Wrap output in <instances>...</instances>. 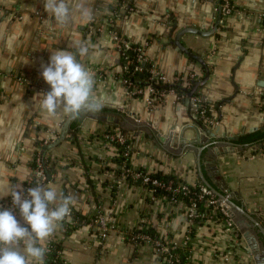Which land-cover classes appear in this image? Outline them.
Returning <instances> with one entry per match:
<instances>
[{"label": "crops", "instance_id": "crops-1", "mask_svg": "<svg viewBox=\"0 0 264 264\" xmlns=\"http://www.w3.org/2000/svg\"><path fill=\"white\" fill-rule=\"evenodd\" d=\"M216 1L88 0L92 22L83 24L73 16L71 27L61 30L44 11L43 0H0V189L20 185L26 195L35 187L34 155L41 156L66 119L62 112L50 117L41 108V94L50 90L41 66L55 50L74 51L78 42H90L89 54L78 59L94 74L95 98L115 110L85 114L75 130H69L71 120L65 138L41 156L48 158L42 184L75 195L76 217L89 221L101 212L112 224L104 238L90 222H80L66 234L65 226L59 228L48 241L60 243L64 264H160L150 243L134 244L128 234L147 224L180 244L187 229L183 209L165 195L152 200L141 186L118 182V149L104 138L108 130L132 137L128 160L133 167L191 184L201 182V147L200 168L210 186L241 204L264 227V143L236 141L264 129V0H230L232 11L221 16L212 33L180 36L208 67L206 82L192 96L206 100L215 124L200 120L198 105L186 93L180 99L165 94L146 104L141 97H128L118 81L122 62L112 31L142 43L147 60L166 79L188 73L194 81L201 79L203 67L171 40L185 27L212 29ZM171 132L177 137L181 132L193 145L179 138L168 141ZM0 209L11 210L23 225L10 196L0 198ZM237 228L239 237L233 238L213 222L195 226L186 264H255ZM253 232L259 237L255 254L262 256L263 237Z\"/></svg>", "mask_w": 264, "mask_h": 264}, {"label": "clouds", "instance_id": "clouds-1", "mask_svg": "<svg viewBox=\"0 0 264 264\" xmlns=\"http://www.w3.org/2000/svg\"><path fill=\"white\" fill-rule=\"evenodd\" d=\"M43 7L61 30L71 27L73 16L83 24L93 20L88 0H75L74 5L73 0H43ZM89 48L90 42L80 41L74 51L55 50L41 66L40 75L50 89L41 94V108L50 117L62 112L68 120H76L102 109L94 96V74L78 59L87 56ZM4 196L11 197L23 225L11 210L0 209V264H46V243L63 222L71 221L76 196H65L42 183L29 188L26 195L20 185L10 184L0 189V198Z\"/></svg>", "mask_w": 264, "mask_h": 264}, {"label": "built area", "instance_id": "built-area-1", "mask_svg": "<svg viewBox=\"0 0 264 264\" xmlns=\"http://www.w3.org/2000/svg\"><path fill=\"white\" fill-rule=\"evenodd\" d=\"M221 13L223 16L228 15L232 11V4L230 0H221ZM112 40L115 47L119 50L121 59V70L118 75V81L122 84L125 94L128 97H141L146 104H150L153 100L159 99L165 94H174L176 98L180 99L184 96V92L180 93L173 88L159 89L158 84H176L182 87L185 91L192 85L196 79L193 73L175 76L172 79H166V76L160 73L153 64L149 63L144 54V45L142 43H134L125 37L120 36L115 31H112ZM137 73L145 74V78H135ZM143 84L141 81H143ZM186 95V94H185ZM195 103L198 105V116L202 122L213 125L216 123L215 118L210 114V108L206 100L199 96H191ZM104 138L110 142H116L123 145L122 155L129 158L130 143L128 142L132 137L125 133L106 132ZM121 162V171L118 175V182L126 183L127 179L138 181L147 197L154 200L159 194H168L169 201L181 207L185 214L187 222V229L184 238L180 244L170 241L169 239H154L150 235L140 231L141 227L138 226L128 234V240L134 244L141 242H148L153 246L155 254L159 258L160 264L178 263L179 253L177 248L183 250H191L190 230L192 228V218L196 215L195 209L197 202L202 198H207V203L210 205L211 217L206 222H213L220 225L226 230L227 234L233 238L239 237L238 228L234 223L231 215L227 212L226 204L219 200L206 186L199 184L198 188L194 189V184L191 183H174L172 180H161L152 176L145 169L141 170L138 167H128L129 160ZM34 178L42 183L45 179L43 166L39 158L35 160ZM218 212L220 214H218ZM220 215V217H217ZM205 222V223H206ZM90 226L97 229L99 237L104 238L108 231L111 230L112 224L109 222L108 217L103 213H96L90 219ZM64 228V227H63ZM126 234L125 231H123ZM48 246V241L46 243ZM59 254V252H58ZM161 257V258H160ZM162 259V260H161ZM64 264V263H63Z\"/></svg>", "mask_w": 264, "mask_h": 264}, {"label": "trees", "instance_id": "trees-1", "mask_svg": "<svg viewBox=\"0 0 264 264\" xmlns=\"http://www.w3.org/2000/svg\"><path fill=\"white\" fill-rule=\"evenodd\" d=\"M135 78H145V74L143 73H137L136 75H134ZM144 80L141 81V83L143 84ZM159 89H166L168 87H171L173 88L175 91L177 92H186L182 87L176 85V84H171V85H168V84H158L157 86ZM114 113L115 110L114 109H109V108H105V107H102V109L97 112V113ZM79 121L76 119V120H73L71 123H70V128L69 130H75L76 126L78 125ZM109 133H113L114 131L111 130L109 131ZM119 133H124V131H119ZM240 145H255V144H262L264 143V129H256L252 132H249V133H245L241 136H239L236 140ZM114 145L117 147L118 149V156L116 158V162L118 165H121V162L122 161H127V156H123L122 155V148L124 147L123 145L121 144H118L116 142H113ZM130 153V152H129ZM38 155V156H37ZM37 155H34V160L32 161V167L34 168L35 167V160L36 158L38 157L39 160H40V163L42 164L43 166V170H44V175H45V171L47 169V161H48V158L47 157H41L39 154ZM129 159V158H128ZM128 167L130 168H133V166L131 164L128 163ZM141 169V168H139ZM143 170V169H141ZM152 176L154 177H157L161 180H172L174 183H179V182H182V183H187L185 181H181L177 178H175L174 176L172 175H163V174H160V173H151L149 172ZM44 182V181H43ZM129 184H135L137 185L138 184V181H133V180H130V179H127V181ZM36 184H39L38 180L35 179L33 177L32 179V186H35ZM199 184H202L201 182H196L194 184V189L198 188V185ZM203 185V184H202ZM161 195V194H159ZM164 195L167 197V198H170L168 196V194L164 193ZM215 195V194H214ZM216 197V196H215ZM237 202V201H236ZM195 213L196 215L192 218V228L190 230V235L192 236L193 233H194V227L195 226H199V225H203L206 220L211 217V213H210V205L207 203V198H202L200 199L198 202H197V207L195 209ZM218 214H220L218 212ZM77 215V214H76ZM93 216L90 217V219L92 218ZM217 217H220V215H217ZM90 219L89 221H87L88 219H86L85 217H82L81 215H77V217L71 212V221L70 222H63L61 227L62 226H65V231L64 233L66 234L68 232V230H71V228H73L74 226H76L78 223L80 222H83L86 224V222H90ZM141 227L140 231L143 232V233H146L148 235H150V237L154 238V239H160L162 241V239H168V238H165L163 237L162 235L158 234L153 228H151L150 225H147V224H142V225H139ZM239 236V235H238ZM170 240V239H169ZM190 245V243H189ZM47 254H46V264H63V259L61 257V252H62V248H61V245L59 242L57 241H48V246H47ZM179 253V261L178 263L176 264H186L187 261L189 260L190 258V254H191V251H188V250H183L182 248H177L176 249ZM59 252V254H58ZM161 258V257H160ZM162 260V259H161ZM172 264H175V263H172Z\"/></svg>", "mask_w": 264, "mask_h": 264}, {"label": "water", "instance_id": "water-1", "mask_svg": "<svg viewBox=\"0 0 264 264\" xmlns=\"http://www.w3.org/2000/svg\"><path fill=\"white\" fill-rule=\"evenodd\" d=\"M221 0H217L216 1V17H215V24L212 27V29H210L209 31H202V30H198L194 27H185L183 29H180L175 36L173 37V39L171 40V42L177 47V49L179 51H181L182 53H184L186 56L192 58L193 60L197 61L204 69V74L203 77L201 79H199L198 81H193L192 82V86L190 87V89H188V91L186 92L187 97H191L192 94L202 85H204V83L206 82L207 78H208V67L205 63V61L199 56L196 55L195 53L191 52L190 50H188L180 41V36L184 33H196L199 35H209V33H212L215 28L217 27L222 13H221ZM71 120H68L67 118L64 120V122L61 125V129H60V133L58 134V136L51 141L50 143L44 145L42 147V151H41V156H43L44 152L50 148H53L54 146H56L57 144L60 143V141H62L65 138V134L68 130V126ZM203 131V130H202ZM179 137H177L175 135V133L173 134L172 132L169 133L168 135V141L174 140V139H178L184 144V145H193V141H187L183 138V136L181 135V132H179L178 134ZM195 141V140H194ZM183 145V146H184ZM201 151V147H197V167H198V175L201 179V182L204 184V186H206L208 189H210L212 191L213 194H215V196L223 201L227 208V212L231 215L233 221L235 224H237V226L240 227V231L243 234V237L248 241L249 247L251 252H253V257L255 259V264H263L262 261H259L257 259V255L255 254V251H257L258 246L257 243L259 241V237L258 234H255L253 231L256 229L258 233H260L263 237L264 240V227L261 225V223L257 220V218L255 216H253L251 213H249L248 211H246V209L241 205L236 203L235 201H233L229 196L218 192L217 190H215L214 188H212L210 186V184L207 182V180L204 178L201 168H200V158H199V154ZM46 176L48 177V174H46ZM261 258H263L261 256Z\"/></svg>", "mask_w": 264, "mask_h": 264}, {"label": "rangeland", "instance_id": "rangeland-1", "mask_svg": "<svg viewBox=\"0 0 264 264\" xmlns=\"http://www.w3.org/2000/svg\"><path fill=\"white\" fill-rule=\"evenodd\" d=\"M252 254H253V252H251ZM264 254H262V257L263 258H261V256H257V259L259 260V261H262V263L264 264V256H263ZM253 257V256H252ZM258 257H260V259L258 258ZM254 260V259H253Z\"/></svg>", "mask_w": 264, "mask_h": 264}]
</instances>
